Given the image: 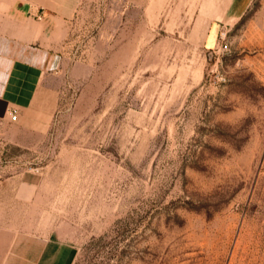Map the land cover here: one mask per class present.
I'll return each mask as SVG.
<instances>
[{
    "label": "rangeland",
    "instance_id": "374dc122",
    "mask_svg": "<svg viewBox=\"0 0 264 264\" xmlns=\"http://www.w3.org/2000/svg\"><path fill=\"white\" fill-rule=\"evenodd\" d=\"M228 2L62 0L56 113L0 146V222L75 264H264V0Z\"/></svg>",
    "mask_w": 264,
    "mask_h": 264
},
{
    "label": "crops",
    "instance_id": "0c3cea01",
    "mask_svg": "<svg viewBox=\"0 0 264 264\" xmlns=\"http://www.w3.org/2000/svg\"><path fill=\"white\" fill-rule=\"evenodd\" d=\"M254 0H229L221 19L242 18ZM62 0H0V146H20L24 133L46 132L56 113L53 80L62 57ZM57 38V39H56ZM17 113V121L11 116ZM9 176L1 183L18 185L24 203L31 202L43 179L26 171L21 180ZM79 248L53 232L28 230L0 222V264H75Z\"/></svg>",
    "mask_w": 264,
    "mask_h": 264
},
{
    "label": "built area",
    "instance_id": "2783aa9c",
    "mask_svg": "<svg viewBox=\"0 0 264 264\" xmlns=\"http://www.w3.org/2000/svg\"><path fill=\"white\" fill-rule=\"evenodd\" d=\"M17 118H18L17 113H13L12 116H11V120L12 121H17Z\"/></svg>",
    "mask_w": 264,
    "mask_h": 264
}]
</instances>
